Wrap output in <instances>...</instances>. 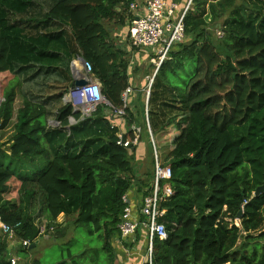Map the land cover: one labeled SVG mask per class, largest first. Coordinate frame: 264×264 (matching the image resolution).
<instances>
[{
  "label": "trees",
  "instance_id": "16d2710c",
  "mask_svg": "<svg viewBox=\"0 0 264 264\" xmlns=\"http://www.w3.org/2000/svg\"><path fill=\"white\" fill-rule=\"evenodd\" d=\"M7 1L0 0V76H11L0 90V218L18 225L23 256L30 248L23 241L47 236L60 244L51 264H115L123 197L132 186H151L155 161L138 175L137 147L119 144L110 107L100 104L82 120L80 90L64 99L74 86L71 62L82 57L108 102L124 107L128 54L105 23L124 24L136 0ZM223 18V37H216L209 27ZM184 23L188 41L159 67L148 106L141 91L136 110L125 109L131 141L148 109L160 161L172 168L173 195L161 203L169 236L155 239L153 262L264 264V193L255 196L264 185V0H193ZM15 46L29 48L18 71L31 72L37 93L12 83ZM170 128L181 135L167 148L160 138ZM7 253L5 236L0 264H11Z\"/></svg>",
  "mask_w": 264,
  "mask_h": 264
},
{
  "label": "built area",
  "instance_id": "2783aa9c",
  "mask_svg": "<svg viewBox=\"0 0 264 264\" xmlns=\"http://www.w3.org/2000/svg\"><path fill=\"white\" fill-rule=\"evenodd\" d=\"M193 0H189L182 7L175 0H144L143 5L134 2L130 6L132 18L129 27V40L132 48L138 50L152 51L149 61L156 66L155 72L148 78V86L143 90L146 92V99L150 97L151 87L154 78L161 64L166 60L168 54L178 45L185 42V17L192 5ZM137 12L136 15L133 14ZM150 63V64H151ZM134 64V63H133ZM88 76L92 75V67L89 63L85 65ZM82 103L88 106V114L96 111L97 106L106 104L110 107V119L114 127L118 118L125 120L126 108L131 107V97L140 89L129 86L124 94V107L114 108L103 94L102 84L97 81H90L86 86L78 88ZM148 106V104H146ZM146 120L149 126L148 109L146 108ZM136 137L133 141L126 137V131L120 130L118 134L120 145L128 148L137 147L140 144L141 128L133 126ZM150 141L154 148L155 165L154 176L150 187L146 191L138 192L135 186L124 195V212L118 224V231L113 236L115 249V264H155L153 262L155 239L165 240L169 236L166 228V209L161 205L173 195V190L168 183L172 179V168L170 165L160 161L156 147L154 134L149 129ZM162 183H165L162 186ZM17 226H11L0 218V230L9 235L15 236ZM45 228L41 227V233ZM30 241H23L22 246L30 247ZM11 264H19L16 259H10Z\"/></svg>",
  "mask_w": 264,
  "mask_h": 264
},
{
  "label": "crops",
  "instance_id": "0c3cea01",
  "mask_svg": "<svg viewBox=\"0 0 264 264\" xmlns=\"http://www.w3.org/2000/svg\"><path fill=\"white\" fill-rule=\"evenodd\" d=\"M143 1L144 0H136V2L140 3L141 5H143ZM188 1L189 0H178L177 2L182 7H184ZM133 14L136 15L137 12L136 13L133 12ZM130 20H131V18L127 17L124 24H121L119 22H118V24L115 22H112V23H105V26L107 27V24H109V27H107V29L109 30L110 38L113 39L116 48H118L119 50H123L128 54L127 59L129 61L128 75H129L130 86H134L137 89H140L131 97V106L135 107L136 101L138 100V94L141 91L145 92L143 90L148 86V78L150 77L149 76L150 74L147 73L148 75L146 74L144 76V79L142 81H140L139 77H141V75L136 74L135 68L139 65L140 68L142 69V68L146 67V65H148V64L150 65L151 62H149V55L147 53H143V52H145V50H138V49L134 50L132 48L130 40H129ZM81 61H82V57H78V58H74L71 62V72H72L74 82L76 79H78V80L84 79L87 81H88V79L90 81H97L98 80L100 82V80L94 75V73L92 75L88 76V74L86 72L85 65H83ZM73 71H75V75L73 74ZM151 76H152V74H151ZM139 82L141 85L138 84ZM67 97L68 96H66L64 99V101L66 103L73 101V99L71 101H68V99L66 100ZM146 104H147V99H146ZM87 109H88V106H86L85 103L83 104L81 102V103L76 105L75 112H81L82 113L81 119L83 120V119H87V118L91 117L94 114V112L92 114H88ZM73 120L74 119L72 118L71 119V125L76 124V121L74 120V122H73ZM50 124L52 126L59 125V123H57L56 121H50ZM116 124H118V125L120 124V126L118 127L120 130H125L127 132L128 127L126 126V121L124 119L118 118L116 120ZM140 137H141L140 138V144L137 146V149H138V147L141 146L142 133L140 134ZM149 142H150V135L148 136V142L147 143H149ZM147 146H148V144L142 145V148L137 153V154H139L138 157L136 156V159L138 160V162L136 163L135 166H136V172L138 173V175L139 174L141 175L143 167L148 164V162L141 164V165L138 164L141 161V159L146 154L149 153L147 150ZM152 151H153V155H154V150H152ZM148 161H150V160H148ZM64 218H65V216L61 215L59 218V223L60 222L63 223ZM5 236H6V243L8 246L7 260L10 261V259H16L19 264H32L33 261L38 260V259H42L43 255H41V253H40V255H38L37 251H38L39 247L44 248L43 243H46L47 245H49V244L56 245V242L47 236L44 238H40L36 244H33V245H36L34 248H32L33 245L30 246L29 254L27 257V256H23L21 254V251H22L21 243L18 242V240L16 239V236H9L0 230V241L5 240ZM58 263L59 262H57V264Z\"/></svg>",
  "mask_w": 264,
  "mask_h": 264
},
{
  "label": "rangeland",
  "instance_id": "374dc122",
  "mask_svg": "<svg viewBox=\"0 0 264 264\" xmlns=\"http://www.w3.org/2000/svg\"><path fill=\"white\" fill-rule=\"evenodd\" d=\"M15 0H9V1H7V4L9 5V6H12V4H11V2H14ZM241 1L242 0H237V3L238 4H241ZM213 16V14L211 13V12H209V14H208V19H209V21L210 20H212V17ZM223 20H224V18L223 19H219V20H217V21H215L214 22V24H212L210 27H209V30L210 31H212L214 34H215V36L216 37H223V30H222V27H223ZM214 25V26H213ZM107 27H109V24H107ZM18 38H19V36H18ZM16 39L15 41H16V43L18 44L21 40L20 39ZM186 41H188V38L186 37V39H185V42ZM18 47V48H17ZM14 48H17L14 52H13V56H14V58L18 61V65L17 64H15L14 65V68L12 69V70H14L13 72H15V75H14V79H13V81H12V83L14 84V83H16V81L17 80H20L21 81V83H22V89H23V91H24V93L25 92H27L28 94L27 95H30V94H32V93H37L38 91H39V88H40V86H39V84H37V80H31V76H29L30 75V71H28L29 73H24V72H20V71H18V68H19V66L21 65V64H23L22 62H21V57L23 58V56H24V54H26V52L28 51V47H26L25 49H24V51H23V49H21V50H19L20 48H19V46H15ZM152 51H150V50H148V51H145V52H143V53H148L149 55H151L152 53H151ZM150 62V61H149ZM136 74L137 75H141V77H139V79H140V81H142L143 79H144V76L147 74V73H149L150 75V77H151V74H153V72H155V69H156V66H154L152 63L149 65H146V67H144V68H140V66L138 65L136 68ZM148 75V74H147ZM11 76L9 75V74H6V75H1L0 76V90H2L3 89V87L6 85V83H7V81H8V79L10 78ZM54 81H55V79L53 78V79H50V80H48V83L49 84H53L54 83ZM138 84H140V82L138 83ZM141 85V84H140ZM0 93H1V91H0ZM68 96V95H67ZM74 98V97H73ZM72 98V99H73ZM147 106V105H146ZM146 121V124H145V122L142 120H140V125H139V127L142 129V140H141V146L140 147H138V149H137V153L139 152V150L142 148V145H147L148 143V136L150 135V132H149V129H150V124H149V126H148V122H147V120H145ZM150 123V122H149ZM176 130H173L172 128H170L169 130H168V133L167 134H165V135H163L161 138H160V140L161 141H163V145L165 146V147H169L172 143H175L174 141H176L177 142V140H175V139H177L176 137H177V135H179L180 134V132L178 131V132H175ZM182 133V132H181ZM181 135V134H180ZM155 142H157V139L155 138ZM163 147V146H162ZM162 147H161V153H163V151H162ZM151 149L152 150H154L153 149V145L151 146ZM151 149L149 148V146H147V150H148V154H146L142 159H141V161L138 163L139 165H141V164H144V163H146V162H150L151 161V164H152V162H153V159H154V161H155V156L154 155H152V151H151ZM151 153V154H150ZM138 155L139 154H137V157H138ZM143 156V155H142ZM153 157V158H152ZM150 158H152V159H150ZM148 160H150V161H148ZM150 165V164H149ZM147 166H148V164H147ZM147 166H146V168H144L143 170H147ZM63 222H65V218L63 219ZM61 223V222H60ZM235 224L237 225V226H240L241 225V222H240V220L239 219H237L236 221H235ZM40 227H43L42 225L40 226ZM73 235H74V231H73V228H71L70 230H69V233H68V238H71V237H73ZM76 237H78L79 239H81L82 240V245L84 244V241L83 240H86V235H85V233L84 232H82V231H79V233H77L76 232ZM45 244V245H44ZM92 244H94V242H92ZM59 245L60 244H56V245H51V244H49V245H47L46 243H43V246H44V248H40L39 247V249H38V251H37V254L38 255H40V253H41V255H43V257H42V259L41 260H44L45 262L43 263V264H51L53 261H56V260H58L60 257H59V255H60V248H59ZM27 257H28V255H26ZM104 259H105V256H103L102 257V261H104ZM106 261V260H105ZM104 261V262H105ZM60 263V262H59ZM58 263V264H59Z\"/></svg>",
  "mask_w": 264,
  "mask_h": 264
},
{
  "label": "water",
  "instance_id": "95a60500",
  "mask_svg": "<svg viewBox=\"0 0 264 264\" xmlns=\"http://www.w3.org/2000/svg\"><path fill=\"white\" fill-rule=\"evenodd\" d=\"M81 62H82L83 65H86V63H87V61L84 58H82ZM73 74L75 75V71H73ZM87 83H88L87 80H84V79L78 80V79H76L75 82H74V86L70 89V93H69L68 97L66 98V100L68 99V101H71L72 98L74 97V94L77 92V89L81 88L83 86H86ZM148 103H149V99L147 100V104ZM73 122H74V120H73ZM262 193H264V185L259 187L256 190L255 196H258V195H260ZM242 214H243V210H241V212L239 213V216L237 217V219L240 220L241 217H242ZM35 246L36 245H33L32 248H34ZM64 263H65V261H61L59 264H64Z\"/></svg>",
  "mask_w": 264,
  "mask_h": 264
}]
</instances>
